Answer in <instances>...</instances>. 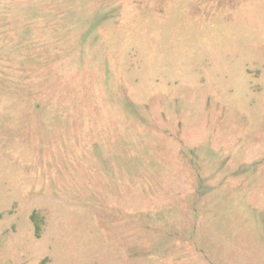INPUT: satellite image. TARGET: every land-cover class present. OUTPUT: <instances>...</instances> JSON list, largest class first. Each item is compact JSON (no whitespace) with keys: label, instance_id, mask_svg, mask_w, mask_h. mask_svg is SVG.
I'll return each mask as SVG.
<instances>
[{"label":"rangeland","instance_id":"374dc122","mask_svg":"<svg viewBox=\"0 0 264 264\" xmlns=\"http://www.w3.org/2000/svg\"><path fill=\"white\" fill-rule=\"evenodd\" d=\"M0 264H264V0H0Z\"/></svg>","mask_w":264,"mask_h":264}]
</instances>
